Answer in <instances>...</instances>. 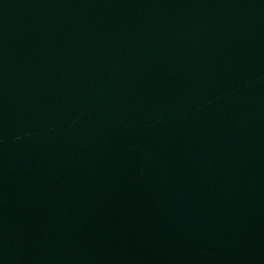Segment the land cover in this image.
<instances>
[{
    "label": "water",
    "instance_id": "1",
    "mask_svg": "<svg viewBox=\"0 0 264 264\" xmlns=\"http://www.w3.org/2000/svg\"><path fill=\"white\" fill-rule=\"evenodd\" d=\"M0 264H264V0H0Z\"/></svg>",
    "mask_w": 264,
    "mask_h": 264
}]
</instances>
